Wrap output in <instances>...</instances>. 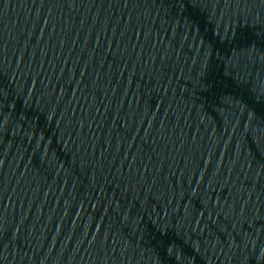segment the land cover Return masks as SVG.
Returning <instances> with one entry per match:
<instances>
[{
	"label": "water",
	"instance_id": "obj_1",
	"mask_svg": "<svg viewBox=\"0 0 264 264\" xmlns=\"http://www.w3.org/2000/svg\"><path fill=\"white\" fill-rule=\"evenodd\" d=\"M0 264H264V0H0Z\"/></svg>",
	"mask_w": 264,
	"mask_h": 264
}]
</instances>
